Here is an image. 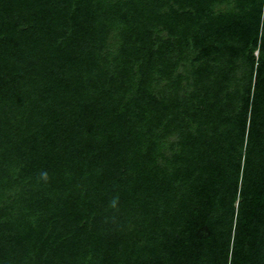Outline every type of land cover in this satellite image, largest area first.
Returning a JSON list of instances; mask_svg holds the SVG:
<instances>
[{
	"label": "trees",
	"instance_id": "16d2710c",
	"mask_svg": "<svg viewBox=\"0 0 264 264\" xmlns=\"http://www.w3.org/2000/svg\"><path fill=\"white\" fill-rule=\"evenodd\" d=\"M0 264H264V0H0Z\"/></svg>",
	"mask_w": 264,
	"mask_h": 264
},
{
	"label": "clouds",
	"instance_id": "9594fccd",
	"mask_svg": "<svg viewBox=\"0 0 264 264\" xmlns=\"http://www.w3.org/2000/svg\"><path fill=\"white\" fill-rule=\"evenodd\" d=\"M41 175H42V178L45 181H47V179H48V173L46 171H44V172L41 173ZM116 206H117V199L114 198L113 201H111V207L115 208Z\"/></svg>",
	"mask_w": 264,
	"mask_h": 264
}]
</instances>
